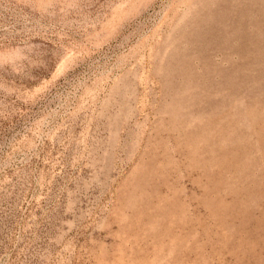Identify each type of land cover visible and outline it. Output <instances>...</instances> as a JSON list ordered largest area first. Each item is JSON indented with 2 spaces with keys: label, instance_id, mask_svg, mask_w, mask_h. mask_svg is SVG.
I'll list each match as a JSON object with an SVG mask.
<instances>
[{
  "label": "rangeland",
  "instance_id": "rangeland-1",
  "mask_svg": "<svg viewBox=\"0 0 264 264\" xmlns=\"http://www.w3.org/2000/svg\"><path fill=\"white\" fill-rule=\"evenodd\" d=\"M0 264H264V0H0Z\"/></svg>",
  "mask_w": 264,
  "mask_h": 264
}]
</instances>
